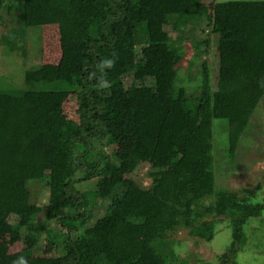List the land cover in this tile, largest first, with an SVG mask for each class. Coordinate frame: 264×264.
<instances>
[{
  "label": "trees",
  "instance_id": "1",
  "mask_svg": "<svg viewBox=\"0 0 264 264\" xmlns=\"http://www.w3.org/2000/svg\"><path fill=\"white\" fill-rule=\"evenodd\" d=\"M12 5L19 24L2 36L4 47L18 49L27 29L56 26L61 56L28 69L22 89L0 91V264H174L170 235L209 242L225 219L232 245L218 264H235L264 197L216 190L223 168L212 153L213 121L228 125L233 167L264 96V1L208 13L201 0H0V9ZM191 22L206 33L192 46L215 64L203 61L185 86V39L166 29ZM68 100L76 118L64 112ZM141 164L151 168L148 189L130 177ZM37 181L49 192L42 207L28 191ZM50 222L64 235L46 233ZM22 231L52 244L53 256L9 253L2 238Z\"/></svg>",
  "mask_w": 264,
  "mask_h": 264
},
{
  "label": "rangeland",
  "instance_id": "2",
  "mask_svg": "<svg viewBox=\"0 0 264 264\" xmlns=\"http://www.w3.org/2000/svg\"><path fill=\"white\" fill-rule=\"evenodd\" d=\"M231 1L263 2L264 0H201L208 13L211 9L217 8L219 3ZM18 13L15 5L8 7V9L7 7L0 9V91L22 89L25 87L24 77L28 69L36 65H55L61 56L59 33L56 26L27 29L24 39H17L16 41L18 49L10 51L8 47H4L1 38L10 30L18 28ZM199 27L200 25L198 26L197 23L191 22L182 32H178L171 27L166 29L171 38L176 39L182 36L183 40L185 39L182 43L183 59L178 65L179 76L183 80V84L182 82L181 84L185 86V79L188 77L197 80L195 78L197 69L203 61L209 62L211 69L215 64L211 53H205V47L196 49L192 46V41L204 38V35H206V33H201ZM193 55L196 56L195 59L197 60H192ZM191 60L192 65L195 64L189 67ZM131 81V78L125 80L127 86L130 85ZM65 110L64 112L72 118L77 117L75 101L68 100L65 103ZM228 146L227 123L224 120L213 121L212 153L214 161H218L223 168L215 177L216 190H221V188L229 191L254 190V202H261L264 197V96L252 114L248 128L242 136L241 144H239L233 160V167L232 165L229 167L231 158L228 154ZM97 147L99 148L98 145ZM103 150L110 157L111 148L104 147ZM150 171L149 164H141L130 177L143 188L148 189L151 186ZM84 184L82 185L84 194L87 190L95 188L94 182ZM28 191L31 193L32 203L40 207L46 205L49 192L44 182L30 183ZM210 201L207 200L205 204H210ZM101 205L106 207L108 201L102 202ZM38 220L43 221L42 218ZM45 229L46 233L51 232L55 236L64 235V231L58 224L47 223ZM243 231L246 237L241 250L235 257V264H264V210L261 217L248 220L243 227ZM169 239L173 241V253L176 259L174 264H218L219 256L226 253L232 245L230 220L225 219L217 222L215 234L209 242L192 238L184 230L170 235ZM2 242L9 253H18L24 248H29L31 249V258L52 257L54 254L52 244L45 241L44 238L40 241L27 238L23 231L2 238Z\"/></svg>",
  "mask_w": 264,
  "mask_h": 264
}]
</instances>
